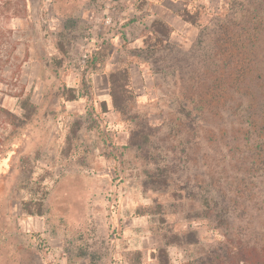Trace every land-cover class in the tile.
I'll return each instance as SVG.
<instances>
[{
    "label": "rangeland",
    "instance_id": "obj_1",
    "mask_svg": "<svg viewBox=\"0 0 264 264\" xmlns=\"http://www.w3.org/2000/svg\"><path fill=\"white\" fill-rule=\"evenodd\" d=\"M228 1L0 0V264H132L137 252L157 264L166 234L183 237L167 246L170 264H197L225 241L216 222L188 217L196 187L184 178L198 167L170 135L182 82L169 66L199 68ZM185 9L200 10L197 25ZM156 18L175 32L153 53ZM119 68L135 96L127 116L110 96ZM135 129L153 134L159 159L176 157L169 190L145 183L153 160L131 144ZM45 190V214L27 215L23 202Z\"/></svg>",
    "mask_w": 264,
    "mask_h": 264
},
{
    "label": "trees",
    "instance_id": "obj_2",
    "mask_svg": "<svg viewBox=\"0 0 264 264\" xmlns=\"http://www.w3.org/2000/svg\"><path fill=\"white\" fill-rule=\"evenodd\" d=\"M227 5L235 9L234 14ZM179 16L195 26L201 12L185 9ZM174 32L164 20L154 19L148 50L154 53ZM176 65L170 64V74L178 72L182 91L179 107L169 119L170 135L179 133L185 166L193 160L198 167L184 178L187 186L193 178L196 187L187 195L196 203L188 217L216 222L225 238L197 264H264V0L224 3L199 68L184 73L183 66ZM188 73L192 74L187 78L190 86L185 81ZM109 83L113 108L130 115L135 96L128 69L112 72ZM66 97L69 101L79 98L72 88ZM23 107L30 119L36 106L26 99ZM131 136L133 146L144 149L148 144V157L153 160L145 183L160 192L169 190L175 181L176 157L159 159L151 132L135 129ZM41 193L38 200L23 202L27 215L45 214L48 191ZM236 219L241 220L239 230ZM164 238L166 245L156 254L157 264H170L167 246L180 243L183 237L166 234ZM140 263L137 252L132 264Z\"/></svg>",
    "mask_w": 264,
    "mask_h": 264
}]
</instances>
